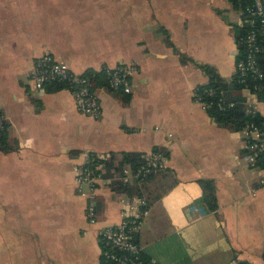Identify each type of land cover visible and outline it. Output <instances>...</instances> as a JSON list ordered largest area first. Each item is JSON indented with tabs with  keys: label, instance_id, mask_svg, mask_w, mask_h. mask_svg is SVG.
<instances>
[{
	"label": "crops",
	"instance_id": "crops-1",
	"mask_svg": "<svg viewBox=\"0 0 264 264\" xmlns=\"http://www.w3.org/2000/svg\"><path fill=\"white\" fill-rule=\"evenodd\" d=\"M242 20L230 0H0V114L11 148L0 151V264H101L98 232L119 224V196L100 188L89 225L75 185L79 156L154 149L168 155L177 184L143 220V256L262 264V171L242 161L240 131L219 127L192 97L210 84L208 67L226 99L245 106L232 87ZM45 54L77 75L135 66L131 94H99L102 116H82L65 88L32 87ZM256 114L264 118L261 98ZM200 181L214 184V212L202 207Z\"/></svg>",
	"mask_w": 264,
	"mask_h": 264
},
{
	"label": "built area",
	"instance_id": "built-area-1",
	"mask_svg": "<svg viewBox=\"0 0 264 264\" xmlns=\"http://www.w3.org/2000/svg\"><path fill=\"white\" fill-rule=\"evenodd\" d=\"M243 7L242 34L237 38L239 54L235 63L234 78L242 86L246 94L245 106L252 114L256 113V103L262 98L264 103V68L260 66L259 58L264 54V0H236ZM137 68L132 65L104 67L101 72L104 84L93 87L90 79L74 74L64 63H60L49 54L43 55L36 61L35 70L31 77L32 87L40 91L46 85L59 84L68 90L74 99L78 114L98 120L102 116L99 94L121 93L131 94V82L137 74ZM253 83L252 86L249 84ZM194 103L208 114L212 108L218 111H229L236 107L228 102L223 91L209 86L196 88L192 93ZM5 129V121L0 114V136ZM242 161L251 170H261L262 176L258 186L264 188V126L253 123L246 124L241 130ZM109 154L84 152L79 158L81 163L75 167V185L79 196L85 198V217L89 225H96V198L102 187L111 185L110 179L102 177L103 164ZM259 164H262L261 167ZM166 158L159 152H148L144 155V164L135 175L130 167L123 171L125 184H132L135 177L146 176L164 168ZM119 224L107 226L98 232L100 244L106 251L101 252L106 264H145L142 250L136 243V237L142 228L143 220L148 214L145 202L138 197H119ZM192 211L202 215L203 210L192 208ZM148 264H157L150 260Z\"/></svg>",
	"mask_w": 264,
	"mask_h": 264
},
{
	"label": "trees",
	"instance_id": "trees-1",
	"mask_svg": "<svg viewBox=\"0 0 264 264\" xmlns=\"http://www.w3.org/2000/svg\"><path fill=\"white\" fill-rule=\"evenodd\" d=\"M234 5L241 7L243 10L242 5L238 4L236 0H230ZM242 34V33H241ZM239 34V36L241 35ZM241 55V54H240ZM242 57V55L240 56ZM260 66L264 68V54L259 58ZM206 73L210 78V84L208 85L211 88H214L218 91L227 92L226 86L218 79L215 75V72L208 67H204ZM93 84V87H98L104 84V76L101 71L94 72L88 71L84 73ZM264 83H262L263 85ZM51 86L57 89H62L64 86L59 84H50ZM253 83L249 84L252 86ZM232 87L233 90L238 91L242 88L236 80H232ZM200 88V87H199ZM228 102H233L236 104V107L233 110L229 111H218L216 108H212L208 111V116L211 120L217 124L219 127L229 128L232 131L239 132L246 124L253 123L257 126H264V118L260 115L254 113H250L246 106L243 105L242 102H235L231 99L230 95H227ZM262 99V98H261ZM6 126L4 131L1 133L0 136V151L6 153L11 150V148L7 145L6 141ZM151 152H159L167 160L168 155L161 149H154ZM144 155L145 154H138V153H119V154H112L109 153L108 159L103 164V171L102 177L104 179H110L111 185L110 190L114 193L117 197L119 196H126L127 198L138 197L141 198L145 202V209H150L156 202H158L162 197H164L176 184L177 181L172 175L169 170L164 166V168L157 170L155 173L147 174L146 176H138L135 177L132 184H125L123 181V171L130 167L133 174L143 167L144 164ZM261 167L262 164H259ZM202 189H203V196L201 199L202 207L206 209L207 212H214L217 209V201H216V193L214 184L210 181H200L199 182ZM108 187V188H109ZM97 201V198H96ZM96 215H97V202H96ZM98 219V218H97ZM138 237V236H137ZM137 237L136 243H137ZM102 251H106L102 244ZM142 259L145 264H148L150 260L145 258L142 254ZM262 264H264V247L261 255ZM101 264H106L104 258L101 257ZM234 264H250L246 261H235Z\"/></svg>",
	"mask_w": 264,
	"mask_h": 264
}]
</instances>
